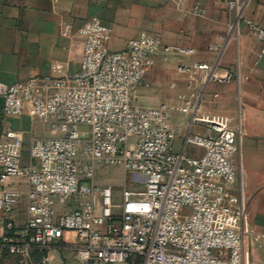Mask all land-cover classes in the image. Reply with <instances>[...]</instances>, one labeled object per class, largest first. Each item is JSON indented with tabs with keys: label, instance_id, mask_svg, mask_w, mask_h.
Masks as SVG:
<instances>
[{
	"label": "built area",
	"instance_id": "1",
	"mask_svg": "<svg viewBox=\"0 0 264 264\" xmlns=\"http://www.w3.org/2000/svg\"><path fill=\"white\" fill-rule=\"evenodd\" d=\"M248 23L262 57L264 24ZM80 33L78 71L0 81L3 116L19 117L29 108L57 133L33 138L32 162L23 164L13 150L23 132L11 125L0 132L1 213H12L23 197L12 180L27 184L26 220L7 219L2 244L20 264H245L250 230L237 161L241 131L210 118L205 134L186 136V143L203 148L193 157L175 151L171 117L175 109L201 121L200 88L232 75L203 62L179 65L189 74V87L196 82L200 88L182 95V105L145 106L137 98L154 55L193 49L165 45L144 31L111 50L113 28L97 16ZM110 166L131 172V183L126 175L118 183L99 179L98 170ZM58 250L72 257L55 262L50 251Z\"/></svg>",
	"mask_w": 264,
	"mask_h": 264
},
{
	"label": "crops",
	"instance_id": "2",
	"mask_svg": "<svg viewBox=\"0 0 264 264\" xmlns=\"http://www.w3.org/2000/svg\"><path fill=\"white\" fill-rule=\"evenodd\" d=\"M230 1L0 0V81L13 83L35 75L78 71L84 43L80 28L93 16L113 28L109 48L114 51L144 31L160 36L165 45L193 49L186 55L163 51L154 55V64L145 76L147 85L139 89V104L182 105V95L200 88L196 82L189 87V74L179 71V65L203 62L219 75L231 74L229 81L213 80L200 88L197 115L201 121L193 123V113L171 110L174 149L201 156L203 148L185 139L188 134H205L210 118L241 131V176L250 230L244 244L245 260L264 264V56H259L261 44L248 23L264 24V0H236L234 6ZM2 104L0 96V132L6 125L23 132V142L13 150L21 155L23 164L31 163L32 139L57 133L34 118L29 108L19 117L6 118ZM11 183L24 194L12 213L0 212V264H20L18 256L2 244L1 236L7 219L22 224L27 217V184L20 178ZM257 235L260 237L255 239ZM60 251H50L54 261Z\"/></svg>",
	"mask_w": 264,
	"mask_h": 264
},
{
	"label": "rangeland",
	"instance_id": "3",
	"mask_svg": "<svg viewBox=\"0 0 264 264\" xmlns=\"http://www.w3.org/2000/svg\"><path fill=\"white\" fill-rule=\"evenodd\" d=\"M165 84H168V83H165ZM137 99H139V98H137ZM141 99L142 98H140V100ZM237 161H238V166L240 167V174L242 175V173H241V169H242V167H241V159H240L239 154L237 156ZM242 166H243V159H242ZM245 173L247 175V171L246 170H245ZM125 175H126L125 171L122 168H119V167H116V166L105 167V168H101V169L98 170V177L102 181H107L108 180V181H111V182H114V183H118V182L123 180ZM126 176H127L128 182L131 183L132 173L131 172H127ZM66 237L67 238H74V234L70 233V232L66 233ZM58 256H59L60 259H69V258L72 257L70 251H68V250L60 251ZM57 261H59L58 258L56 259L55 262H57ZM252 263H253L252 260H250V262L245 260V264H252Z\"/></svg>",
	"mask_w": 264,
	"mask_h": 264
}]
</instances>
